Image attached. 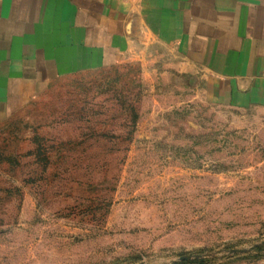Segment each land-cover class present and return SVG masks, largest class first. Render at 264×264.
I'll list each match as a JSON object with an SVG mask.
<instances>
[{"label":"rangeland","instance_id":"rangeland-1","mask_svg":"<svg viewBox=\"0 0 264 264\" xmlns=\"http://www.w3.org/2000/svg\"><path fill=\"white\" fill-rule=\"evenodd\" d=\"M132 27L0 122V264H264V108Z\"/></svg>","mask_w":264,"mask_h":264},{"label":"crops","instance_id":"crops-1","mask_svg":"<svg viewBox=\"0 0 264 264\" xmlns=\"http://www.w3.org/2000/svg\"><path fill=\"white\" fill-rule=\"evenodd\" d=\"M133 23L181 49L220 104L264 108V0H0V122L54 79L115 62Z\"/></svg>","mask_w":264,"mask_h":264}]
</instances>
